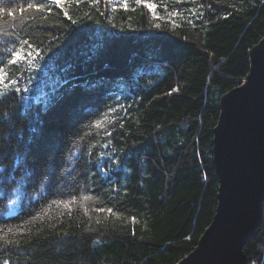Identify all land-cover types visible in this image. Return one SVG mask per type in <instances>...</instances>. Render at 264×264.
I'll list each match as a JSON object with an SVG mask.
<instances>
[{
  "label": "trees",
  "instance_id": "trees-1",
  "mask_svg": "<svg viewBox=\"0 0 264 264\" xmlns=\"http://www.w3.org/2000/svg\"><path fill=\"white\" fill-rule=\"evenodd\" d=\"M29 2L0 0V68L22 89L0 97V264H177L216 212L220 102L264 0ZM20 40L32 57L8 65ZM244 252L264 264V221Z\"/></svg>",
  "mask_w": 264,
  "mask_h": 264
},
{
  "label": "water",
  "instance_id": "water-1",
  "mask_svg": "<svg viewBox=\"0 0 264 264\" xmlns=\"http://www.w3.org/2000/svg\"><path fill=\"white\" fill-rule=\"evenodd\" d=\"M264 38L244 85L225 94L214 129L217 208L196 249L177 264H249L244 247L264 221Z\"/></svg>",
  "mask_w": 264,
  "mask_h": 264
},
{
  "label": "snow or ice",
  "instance_id": "snow-or-ice-1",
  "mask_svg": "<svg viewBox=\"0 0 264 264\" xmlns=\"http://www.w3.org/2000/svg\"><path fill=\"white\" fill-rule=\"evenodd\" d=\"M98 2V0H97ZM140 0H137V3H139ZM52 5H60V0H43L42 3H34V2H29L27 3L26 7L28 10L31 9H36L37 11H44L45 9L50 10ZM62 7V5H60ZM127 7V4L124 5ZM149 8H154L155 5H148ZM25 9L23 7L20 8V11H24ZM3 9H0V12H3ZM16 11V9H12L11 11L8 12V15L11 16L12 12ZM65 16L68 15L67 12L64 13ZM13 22H15V18H13ZM28 44L27 40H20L19 41V47H14V49H9V51L12 53L11 58L7 61L8 65L16 64L17 61H24L28 60V58L32 57V52H28L27 56H24V45ZM31 47V45H29ZM264 53V52H261ZM7 79V83H5V80ZM17 80L15 79L14 76L11 78L8 77V73L4 71L3 68H0V97L6 96L9 92L15 91V92H20L22 91L21 88L16 87ZM23 91H28L27 88L23 89ZM104 125V121H97L95 124V127L101 128ZM108 135H111L110 132L107 133ZM90 197L84 196L83 200L88 201ZM76 202V198L73 197L72 200L70 201H59V202H54L59 204L60 206L66 208V209H71L72 205ZM87 210V209H86ZM97 211H105L104 208H97ZM109 213H111L112 209H107Z\"/></svg>",
  "mask_w": 264,
  "mask_h": 264
},
{
  "label": "rangeland",
  "instance_id": "rangeland-1",
  "mask_svg": "<svg viewBox=\"0 0 264 264\" xmlns=\"http://www.w3.org/2000/svg\"><path fill=\"white\" fill-rule=\"evenodd\" d=\"M113 1V3L114 4H121V3H124V4H127V2H126V0H112ZM151 5H154L153 3H150ZM152 9V11H153V13H154V11H155V9H156V6L154 7V8H151ZM42 84V83H41ZM41 84H39V85H41ZM43 85V84H42ZM41 86H39L38 88H39V90H42L41 88H40ZM43 87H44V85H43ZM32 87H29V88H27L28 90H30ZM44 92V91H43ZM42 92V93H43ZM13 209H14V207H13Z\"/></svg>",
  "mask_w": 264,
  "mask_h": 264
}]
</instances>
